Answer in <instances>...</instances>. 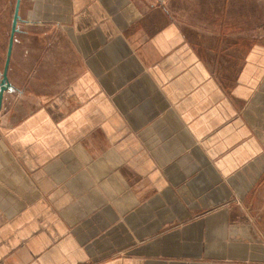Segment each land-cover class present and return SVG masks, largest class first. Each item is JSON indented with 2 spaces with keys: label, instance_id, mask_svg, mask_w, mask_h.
<instances>
[{
  "label": "crops",
  "instance_id": "obj_1",
  "mask_svg": "<svg viewBox=\"0 0 264 264\" xmlns=\"http://www.w3.org/2000/svg\"><path fill=\"white\" fill-rule=\"evenodd\" d=\"M16 2L0 264H264V0Z\"/></svg>",
  "mask_w": 264,
  "mask_h": 264
},
{
  "label": "water",
  "instance_id": "obj_2",
  "mask_svg": "<svg viewBox=\"0 0 264 264\" xmlns=\"http://www.w3.org/2000/svg\"><path fill=\"white\" fill-rule=\"evenodd\" d=\"M18 6H19V0H17L16 5H15V13H14V18H13V26H12V32L11 33L14 32L15 22L17 20ZM11 36H12V34H11ZM11 47H12V39L9 40V46H8V52H7V58H6L5 71L7 69L8 61L10 59ZM4 78H5V74H4ZM6 88H7V84H6L5 80H3V82L1 83V89H0V105H1V101H2V93H3V91Z\"/></svg>",
  "mask_w": 264,
  "mask_h": 264
}]
</instances>
